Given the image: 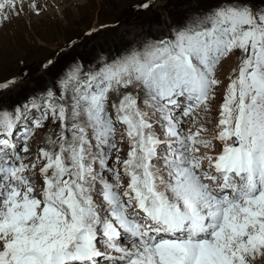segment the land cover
Listing matches in <instances>:
<instances>
[{
	"label": "snow or ice",
	"instance_id": "snow-or-ice-1",
	"mask_svg": "<svg viewBox=\"0 0 264 264\" xmlns=\"http://www.w3.org/2000/svg\"><path fill=\"white\" fill-rule=\"evenodd\" d=\"M25 7L42 11L0 0V26ZM101 60L0 99V264H264V0H206L170 36Z\"/></svg>",
	"mask_w": 264,
	"mask_h": 264
},
{
	"label": "rangeland",
	"instance_id": "rangeland-1",
	"mask_svg": "<svg viewBox=\"0 0 264 264\" xmlns=\"http://www.w3.org/2000/svg\"><path fill=\"white\" fill-rule=\"evenodd\" d=\"M38 3L42 9L39 15L25 7L19 18L0 26V82L20 78L0 96L8 106L43 94L46 89L56 91L59 78L74 61L86 68L98 67L101 58H114L149 41L170 36L171 29L180 21L198 7L206 6V0H38ZM143 3L149 7H139ZM237 55L223 60L218 68L217 78L222 83L215 89L211 104V123L206 125L210 130L223 103L230 72L235 65L238 68ZM49 134L55 133L47 130L31 141L33 153L46 146ZM121 147L120 154L126 157L127 145Z\"/></svg>",
	"mask_w": 264,
	"mask_h": 264
},
{
	"label": "bare ground",
	"instance_id": "bare-ground-1",
	"mask_svg": "<svg viewBox=\"0 0 264 264\" xmlns=\"http://www.w3.org/2000/svg\"><path fill=\"white\" fill-rule=\"evenodd\" d=\"M228 62H229V61H228ZM230 62H231V61H230ZM230 62H229V63H230ZM233 63H234V62H233ZM224 66H225V65H224ZM235 66H236V65H235ZM235 66L233 67V69H235ZM226 69H227V68H226ZM232 74H233V72L231 71V72H230V75H232ZM125 238H126V237H122V239H125ZM102 264H103V262H102Z\"/></svg>",
	"mask_w": 264,
	"mask_h": 264
}]
</instances>
